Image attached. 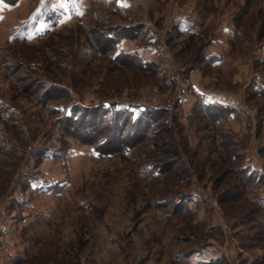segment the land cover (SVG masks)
I'll use <instances>...</instances> for the list:
<instances>
[{
    "label": "rangeland",
    "instance_id": "obj_1",
    "mask_svg": "<svg viewBox=\"0 0 264 264\" xmlns=\"http://www.w3.org/2000/svg\"><path fill=\"white\" fill-rule=\"evenodd\" d=\"M48 28L62 30L41 38ZM115 43L148 66L93 50ZM32 61L35 76L72 85L53 104L75 98L95 114L104 101L148 105L158 132L123 153L133 127L110 136L118 122L100 112L75 138L23 81ZM0 95L18 107L0 116V141L20 155L1 144L0 264H74L78 252L82 264H200L207 254L237 264L233 253L246 264L264 252L253 238L264 236V0H0ZM101 135L116 140L111 156L84 143ZM42 144L53 157L35 155Z\"/></svg>",
    "mask_w": 264,
    "mask_h": 264
},
{
    "label": "trees",
    "instance_id": "obj_2",
    "mask_svg": "<svg viewBox=\"0 0 264 264\" xmlns=\"http://www.w3.org/2000/svg\"><path fill=\"white\" fill-rule=\"evenodd\" d=\"M5 1H7L9 4L10 3L12 4V3H15L17 0H5ZM75 22L76 21H72L71 23H68V24L66 23L65 26L72 25ZM61 30H62L61 28H48L43 32V34H41V38H45V37L49 36L51 33L55 32V31H61ZM135 31H137V33L141 34L142 36H145V34L148 33L147 30H141L138 28L135 29ZM189 31H190V28H187L185 32L189 33L190 36H193V37L196 35L197 38L201 32V31L199 32V30H194L191 32H189ZM107 35H108V37H112V38L115 37L114 32L108 31ZM146 37H147V35H146ZM122 38H123V36H119L116 39V41H119ZM29 40L30 39H28L25 36L24 37L16 36V37H12V39H11V41L13 43L14 42H22V43L28 42L30 44H33ZM117 44L118 43H115V44H113V46H110L109 48H105L104 46H101L99 44V46L95 47L93 50L97 51L99 53H102V51H104L107 54H110V56L113 59L125 58L127 61H130V62L133 61V63H135L139 66H142V67L148 66L147 63H145L146 61L143 59L142 55L138 51L135 50V51L127 52V51H124L122 49L120 50V49H118ZM89 51H91V49ZM202 53H203V51H202ZM203 56L205 59H207L209 61L210 60L214 61V59H210V56L207 54L203 53ZM16 57L13 55L9 56V58H11V60L14 61L13 68L19 67L22 64H24L22 62H19L17 60L18 58H16ZM215 57H216V59H220L217 57V55H215ZM58 62H59V60H58ZM60 62H62V61H60ZM49 63L51 64L52 60H50ZM32 65L33 66L35 65L34 61L31 62V66L28 65L26 67V69L28 71H31V73H29V75H27V77L23 81H25L27 83V85L29 84L31 87L35 84L33 86L34 89H32V92H34V93L36 92V90H39V87L41 88L40 94L38 93L39 98L36 102L39 103V105L42 107V109L44 111H46L48 113H53L54 115H56V119H57L58 123L60 122L61 126L66 125L67 127H63V129H65V131H67V133H69V134L73 133L72 135L75 136V138L79 137V135H81L79 125H82L84 122H86V120H90L94 116L97 118L99 116L100 112L105 114V116H104L105 118L108 116L109 113H111L112 118H111V121L109 123L112 124L113 120H115V121L117 120V122H118L117 124L119 126L115 125V127L112 126L111 128L108 129L110 132V136L122 135L124 133V130H125L124 129L125 125L129 124L133 127V132L130 135V138L132 141L126 142L127 144L124 147H122V148L120 147V149L123 151V153L128 152V150L131 149V146L133 144L141 142L142 140L145 141L146 139H150L152 137L153 133L156 134L158 132V131L151 132L150 128H151V123L154 121H157V119L159 118V114L157 113V110L155 108L153 109L151 106H148V105H146V106L142 105L143 108H141L138 111V113H135V111L130 108V106H131L130 103H125V102L124 103L123 102L113 103L112 102L111 104L107 105V103H105V101H104L102 104H100L99 108L97 107L98 113L95 114L94 110L96 111L97 109H93V108L89 109V107L83 106L81 101H79L75 98H73V100H71L70 104H68V105H62V103H59L58 105L53 104L52 102L56 98H58L60 100V98L65 99V98L70 97L68 92L72 91V85H66L65 86V85H62L61 82H59V80L52 81L51 79H49V80L48 79H41L40 77L35 76L32 73V70H33ZM54 65H53V67L59 68V63L54 64ZM66 65H68V64H61L60 67L62 68V67H65ZM4 66L6 68H8L7 63L4 64ZM8 70H9V68H8ZM28 71H27V73H28ZM33 76H35V77L33 78ZM39 78L41 80H39ZM52 91L54 92V95H50ZM16 105H14L13 102L6 100L5 98H3L0 95V116L4 120L9 119L10 117L15 118V116L17 115L16 109L18 108ZM137 106H141V104L137 105ZM211 106L212 107L215 106V108H219L223 112L226 111V108H227L224 105H221L218 103H215V104L210 105V106L205 105V103L204 104L201 103L200 106H197V107L202 108V109H206V108H209ZM122 118H125L126 120H121ZM119 120H121V121H119ZM74 123H75V125H74ZM120 126H123L124 128H122V127L120 128ZM110 136L107 137L105 135L104 136L101 135L99 137V140L97 141V143H94L92 140L90 141V143H88L89 140L84 142V143L90 144L91 147L94 149V151H96L98 153V155H104V156L110 155L111 156L112 151L115 150V148H116V147H114V143L116 142V140L113 141L114 142L113 144H111ZM2 142H4V141H2ZM2 142L0 141V146H1V144H3L4 150L11 151L14 155H19V153H18L19 150L13 151L11 149V146L9 143H5V142L2 143ZM53 150H55V148L50 147L49 145H43L42 144L40 147L38 146L37 154H35V155L40 154L41 158L53 157V154H54L52 152ZM63 150H65L64 152H67L68 150H70V147L66 146L65 149H63ZM16 162H18V161H16ZM150 164H151L150 167H152V168L155 167L157 172H159V174H161L160 170L163 167V161L161 158H155L154 163H150ZM242 168H246V166H242ZM157 172L154 174L159 175ZM26 177H27L26 185L28 187H32L31 186V180H33L35 178V176L30 173ZM34 180H36V179H34ZM257 198H259V202H260L259 204L263 206L264 198L259 197V196H257ZM192 199H194L193 195H190V196H187L185 198H181L180 200L191 201ZM161 202H163V201H161ZM163 205L166 206V208L168 207V205L165 204L164 202H163ZM163 205L161 204L159 206H163ZM176 207H177V205H176ZM176 209H178V208H176ZM172 213H173V211H172ZM256 214H257V212H256ZM253 236H254L253 238L257 240L256 244H260L261 246L264 245L262 243V238H264V236L260 233V230H258V232ZM205 247L207 248L208 245L207 244L202 245L198 249V251L204 250ZM76 249H78V247H76ZM77 252H78V250H77ZM196 252H197V250L194 249V250L186 253V257H188L190 259V257H192V255ZM77 255H76V258H75L76 260H75L74 264H82L81 258L79 256V252ZM27 258H28V256L27 257L21 256L18 259H21L22 261H24ZM150 259H151L150 257L149 258L147 257L144 261L145 262L144 264H148L147 260H150ZM202 260H203V262H201L200 264H228L227 259L225 257H223V254H217V256H215L213 259H211L209 261H205L204 259H202ZM90 264H103V263H100L97 260H93V263H90Z\"/></svg>",
    "mask_w": 264,
    "mask_h": 264
},
{
    "label": "crops",
    "instance_id": "obj_3",
    "mask_svg": "<svg viewBox=\"0 0 264 264\" xmlns=\"http://www.w3.org/2000/svg\"><path fill=\"white\" fill-rule=\"evenodd\" d=\"M232 255H233L232 261L234 263L239 264L238 259H236V254L233 253ZM215 256H217V254H215V255H213V254L208 255L207 254V257H202V259H204L205 261H209V260L213 259ZM261 260L264 261V252L259 255V259L257 261L251 258V261L246 260L245 263L246 264H264V262H262Z\"/></svg>",
    "mask_w": 264,
    "mask_h": 264
}]
</instances>
